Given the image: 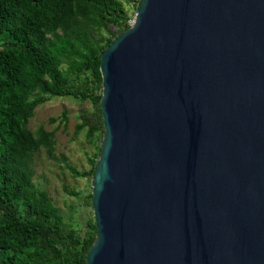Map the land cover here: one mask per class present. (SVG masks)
I'll return each mask as SVG.
<instances>
[{"label": "water", "instance_id": "1", "mask_svg": "<svg viewBox=\"0 0 264 264\" xmlns=\"http://www.w3.org/2000/svg\"><path fill=\"white\" fill-rule=\"evenodd\" d=\"M99 70L85 264H264V0H140Z\"/></svg>", "mask_w": 264, "mask_h": 264}, {"label": "trees", "instance_id": "2", "mask_svg": "<svg viewBox=\"0 0 264 264\" xmlns=\"http://www.w3.org/2000/svg\"><path fill=\"white\" fill-rule=\"evenodd\" d=\"M139 1L0 0V264H85L93 216L82 232L67 226L47 191L34 185V155L44 150L52 158L55 139L53 130H31L28 121L50 97L87 100L91 109L77 114L74 133L95 146L90 168L63 164L73 178L93 177L95 140L103 136L100 55L130 26ZM86 201L91 205V192Z\"/></svg>", "mask_w": 264, "mask_h": 264}, {"label": "rangeland", "instance_id": "3", "mask_svg": "<svg viewBox=\"0 0 264 264\" xmlns=\"http://www.w3.org/2000/svg\"><path fill=\"white\" fill-rule=\"evenodd\" d=\"M132 20V9L129 11ZM90 103L72 97H50L35 109L28 127L35 130L43 125L47 130L54 131L55 149L53 157L46 155L44 150L34 155V185L43 188L52 198L53 203L64 216L65 224L82 232L86 219L92 216V206L87 203L86 195L91 192L92 177L73 178L64 168L66 160L78 170H89L87 156L95 151L83 132L74 133L77 114L82 110L90 111ZM62 112L66 113L67 121H60ZM53 119H55L53 121ZM100 145V140H95ZM67 190L79 191L80 196L70 195Z\"/></svg>", "mask_w": 264, "mask_h": 264}, {"label": "built area", "instance_id": "4", "mask_svg": "<svg viewBox=\"0 0 264 264\" xmlns=\"http://www.w3.org/2000/svg\"><path fill=\"white\" fill-rule=\"evenodd\" d=\"M133 20H134V19H132V20L129 21V24H130V25L133 23Z\"/></svg>", "mask_w": 264, "mask_h": 264}]
</instances>
